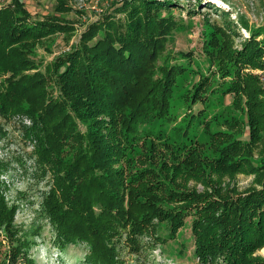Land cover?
Masks as SVG:
<instances>
[{
	"label": "trees",
	"instance_id": "16d2710c",
	"mask_svg": "<svg viewBox=\"0 0 264 264\" xmlns=\"http://www.w3.org/2000/svg\"><path fill=\"white\" fill-rule=\"evenodd\" d=\"M56 1L57 12L73 9L68 0ZM120 1L121 18L101 14L45 70L34 57L37 46L57 33L73 35L75 27L63 16L35 18L24 0L0 7V114L30 120L25 136L53 177L43 211L55 246L67 252L86 244L87 264H121V241L138 253L157 225L166 223L175 237L191 219L201 262L264 264L255 255L264 247V160L255 159L256 149L264 153V81L257 73L264 70V28L252 29L238 48L241 32L230 12H222L223 26L209 23L204 51L220 76H200L179 94L189 108L205 105L168 136L145 128L176 119L178 77L191 70L192 53L172 62L167 48L181 25L173 13L178 3L111 6ZM227 95L243 118L210 112ZM220 119L227 129L212 130ZM201 125L208 141L198 138ZM246 132L249 140L240 138ZM239 173H255L257 186L239 191L214 183L215 175ZM190 179L205 190L191 188ZM18 209L0 181V264H38L19 236Z\"/></svg>",
	"mask_w": 264,
	"mask_h": 264
},
{
	"label": "rangeland",
	"instance_id": "374dc122",
	"mask_svg": "<svg viewBox=\"0 0 264 264\" xmlns=\"http://www.w3.org/2000/svg\"><path fill=\"white\" fill-rule=\"evenodd\" d=\"M12 0H0V7L10 3ZM27 8L35 18H44L49 15L63 16L75 27L73 35L57 33L45 39L36 48L35 59L40 63V68L45 70L49 62L62 53L69 51L73 45L80 40L82 32L87 25L98 20L101 14H114L121 18L123 13L117 6H111L114 0H68L73 9L69 12L60 13L56 11V0H24ZM173 13L181 24L172 31L167 48L174 57L181 59L182 54L192 53L194 58L189 65L191 70L178 77L180 87L173 100V111L175 120L165 122L159 119L147 125L146 130L152 128L154 132H164L168 136L174 135L176 129L185 126L188 114H197L203 110L204 105L195 103L189 108L179 95L192 82H196L205 74L214 76L218 69L217 63L204 51L203 33L210 27L209 23L218 22L224 25L223 11L231 13V18L237 23L241 32L235 36V43L241 48L242 42L250 37L254 28H264V0H175ZM165 13V12H164ZM244 20L248 27L239 22ZM264 38V34L260 38ZM192 70H194L192 72ZM199 71L200 73H196ZM264 81V70H257ZM217 77L220 73L215 74ZM234 98L231 95L225 97V103L210 112L216 113L223 109L224 115L243 118V114L234 108ZM211 117V115H209ZM185 119V120H184ZM213 121L211 129L226 130L222 125ZM29 125L30 120L23 116L6 118L0 114V181L2 182L5 195L12 204L19 206L16 227L21 238L29 241L30 255L38 264H87L85 256L88 252L86 244L70 245L67 252L57 248L54 244V229L43 211V203L46 196L53 187V177L47 166L43 165L34 151V145L25 136L24 125ZM85 128L84 124H81ZM199 139L208 141L204 125L196 128ZM146 135L143 133L142 137ZM243 140H249V133L241 135ZM153 143L149 142L145 151L149 152ZM256 161L264 160V153L256 149ZM214 183L222 187L248 190L257 186L256 174L239 173L235 177L225 175L214 176ZM191 188L205 190L200 181L189 180ZM143 247L138 253L132 252L130 248L121 241L118 244V256L121 264H217L216 262L203 263L195 254V241L192 233V221L187 223L178 231L175 237L171 236L166 223L156 226L150 234L141 238ZM255 255L264 257V247ZM4 259L0 253V262ZM7 261H3L2 263ZM5 264V263H4Z\"/></svg>",
	"mask_w": 264,
	"mask_h": 264
}]
</instances>
